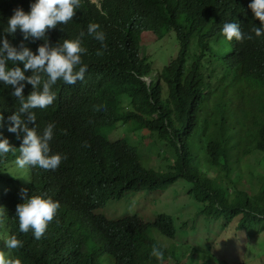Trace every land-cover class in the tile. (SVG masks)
<instances>
[{"label":"trees","instance_id":"obj_1","mask_svg":"<svg viewBox=\"0 0 264 264\" xmlns=\"http://www.w3.org/2000/svg\"><path fill=\"white\" fill-rule=\"evenodd\" d=\"M248 1L98 0V4L87 2L72 22L61 26L75 39L81 31L87 33L89 23H98L107 47L85 35L82 46L87 52L82 60L88 69L83 81L60 92L50 109L35 112L37 129L53 123L54 140L71 146L76 135L55 138V129L69 120L67 113L89 102L110 100L108 112L115 121L156 133L175 162L166 164L164 171L143 168L134 151L120 143L72 181H65L54 170L20 169L17 158L0 156V208L5 212L0 250L20 258L22 264H161L151 255L156 245L164 252L163 263L182 264L173 251L176 246L162 243L163 238H177L172 215L162 214L153 224H145L138 216L110 222L93 214L127 192L164 191L180 180L190 185L189 193L203 204L201 214L211 222L226 227L237 222L236 228L251 239L264 233V36L251 33L252 27L261 25ZM27 2L36 0H0V47L5 18ZM231 21L253 39L228 41L222 27ZM145 31L159 38L170 31L177 34L178 56L162 72L155 73L142 57ZM7 38L13 47L23 44L38 54L39 45L19 33H7ZM194 42L198 52L192 58ZM98 50L103 55H97ZM12 66L9 61L8 67ZM146 77L152 79L149 85ZM10 87L0 81V111L9 117L19 108ZM121 104L128 112H119ZM256 155L261 168L252 179L260 188L249 193L239 183L244 181L245 159ZM21 189H28V197L46 194L61 204L40 240L31 231H19L16 207L24 202ZM11 235L22 241V248H5ZM210 250L197 254L194 249L191 264H214Z\"/></svg>","mask_w":264,"mask_h":264},{"label":"clouds","instance_id":"obj_2","mask_svg":"<svg viewBox=\"0 0 264 264\" xmlns=\"http://www.w3.org/2000/svg\"><path fill=\"white\" fill-rule=\"evenodd\" d=\"M87 2L99 3L98 0H36V2L21 4L12 17L5 18V36L0 47V81L12 86L10 87L13 91L12 95L18 99L19 108L10 117V113L6 115L0 111V156L5 158L8 155L10 158H17L15 165L20 169L31 166L54 170L61 179L72 181L79 173L86 170L94 159L107 151L116 149L120 143H123L134 151L135 157L143 168L161 171L153 166H143L138 149L129 143V125L124 121H115L108 112L110 100L89 102L79 110L67 113L69 120L63 128L55 129V138L59 134L76 135V140L71 146H64L54 140L55 124L49 123L41 130L37 129L35 112L50 109L60 92L73 88L78 81H83L88 69V65L82 60V55L87 52V48L82 46L85 35L93 37L104 48L107 47L104 43L106 34L100 30L101 26L98 23H89L87 33L81 31L75 39L71 38L69 33L61 27L72 22L77 11ZM248 2H250L249 8L255 19L259 20L261 25L252 27L251 33H254L255 37L264 36V0H249ZM15 32L25 40L36 42L39 45L38 54L23 44L19 48L13 47L8 41L7 33L14 34ZM145 32H152L157 37L153 31ZM222 35L228 41L243 42L245 39H253V35L243 33L240 24L234 21L223 25ZM97 55H103V51L98 50ZM142 57L148 61L143 50ZM9 61L13 64L11 68L8 67ZM144 80L148 85L152 82L151 77H146ZM2 99L3 93L0 92V105ZM119 112L125 113L128 109L121 104ZM88 120L91 121L80 129L81 124ZM118 129H123L124 134L116 138L113 133ZM105 130L108 132L105 133ZM147 131L156 142L163 145L162 152L156 155L162 156L170 163L172 160L163 154L165 143L158 138L156 133ZM174 162L175 160L172 161ZM164 167L166 168V165ZM168 189L130 191L119 200H109L100 210H93V214L103 215V209L109 202L122 201L130 193L165 192ZM21 198L24 202L16 207L19 231L24 234L31 231L35 239L40 240L56 217L61 204L50 197L46 198V194L28 197V189H21ZM162 214L167 213L158 214L152 221H146L138 215L131 216H138L145 224H153ZM4 215V208H0V222L3 221ZM103 216L110 222H118L131 217L113 220ZM4 246L12 251L22 248L23 243L16 235H11L5 239ZM151 255L163 264L164 252L160 247L154 245ZM0 264H22V260L0 250Z\"/></svg>","mask_w":264,"mask_h":264},{"label":"rangeland","instance_id":"obj_3","mask_svg":"<svg viewBox=\"0 0 264 264\" xmlns=\"http://www.w3.org/2000/svg\"><path fill=\"white\" fill-rule=\"evenodd\" d=\"M179 48L175 31H171L163 38H157L152 32H145L142 36L143 53L148 57V62L155 72H162L177 57ZM197 51V44L194 42L190 48V56L195 55ZM129 131V143L138 149L143 166H153L164 171L168 161L156 155L162 152L163 145L156 142L146 129L129 125ZM123 134L124 130L118 129L113 136L118 138ZM164 149L163 154L173 161L174 157L170 149L166 146ZM259 162L257 155L245 159L242 177L244 181L239 183L240 189L249 193L259 190L260 183L252 179L256 170L261 168ZM234 177L240 178L237 174ZM189 190L188 183L178 181L165 192L130 193L122 201L109 202L103 209V215L113 220L138 215L146 221L154 220L160 213L172 215L178 228L177 238L175 241L163 238L162 243L166 246H170L171 243L176 246L173 251L182 264H191L190 255L194 249L197 254H202L209 247H211L210 254L215 258L214 264H220L216 258L224 264H264V233L249 239L248 233L236 228L237 222L229 227L220 221L211 222L201 214L203 204L195 200L189 194Z\"/></svg>","mask_w":264,"mask_h":264}]
</instances>
